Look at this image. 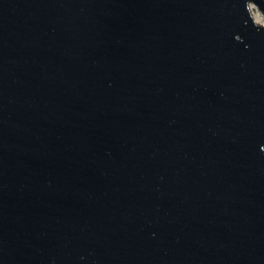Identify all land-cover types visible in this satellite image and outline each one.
<instances>
[{"label": "water", "instance_id": "1", "mask_svg": "<svg viewBox=\"0 0 264 264\" xmlns=\"http://www.w3.org/2000/svg\"><path fill=\"white\" fill-rule=\"evenodd\" d=\"M264 0H0V264H264Z\"/></svg>", "mask_w": 264, "mask_h": 264}, {"label": "rangeland", "instance_id": "2", "mask_svg": "<svg viewBox=\"0 0 264 264\" xmlns=\"http://www.w3.org/2000/svg\"><path fill=\"white\" fill-rule=\"evenodd\" d=\"M250 13L252 18L256 17L260 21V23L264 25V17L255 7H250Z\"/></svg>", "mask_w": 264, "mask_h": 264}, {"label": "bare ground", "instance_id": "3", "mask_svg": "<svg viewBox=\"0 0 264 264\" xmlns=\"http://www.w3.org/2000/svg\"><path fill=\"white\" fill-rule=\"evenodd\" d=\"M252 19H253V21H254L255 24H257V25H259L261 27H264V25L261 24L260 21L256 17H253Z\"/></svg>", "mask_w": 264, "mask_h": 264}]
</instances>
